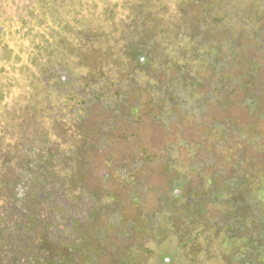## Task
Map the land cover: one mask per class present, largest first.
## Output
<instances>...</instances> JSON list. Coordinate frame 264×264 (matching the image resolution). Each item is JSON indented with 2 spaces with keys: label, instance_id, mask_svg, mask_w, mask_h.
I'll list each match as a JSON object with an SVG mask.
<instances>
[{
  "label": "rangeland",
  "instance_id": "obj_1",
  "mask_svg": "<svg viewBox=\"0 0 264 264\" xmlns=\"http://www.w3.org/2000/svg\"><path fill=\"white\" fill-rule=\"evenodd\" d=\"M0 264H264V0H0Z\"/></svg>",
  "mask_w": 264,
  "mask_h": 264
},
{
  "label": "trees",
  "instance_id": "obj_2",
  "mask_svg": "<svg viewBox=\"0 0 264 264\" xmlns=\"http://www.w3.org/2000/svg\"><path fill=\"white\" fill-rule=\"evenodd\" d=\"M164 7H165V3H164ZM180 7H182V6H180ZM180 10H182V8L180 9ZM203 19H207V17L206 16H203L202 17ZM188 20L190 19V18H187ZM189 23V22H188ZM141 65H143V64H141ZM15 191H16V193H18V194H21V192H22V187L20 186V185H18V187L15 189ZM219 196H223V193H218V194H215V196H211V201L212 202H216V200L218 199V197ZM214 197V199H212ZM232 198V197H231ZM231 202H232V199L230 200ZM232 206V208H234V205H231ZM241 209V208H240ZM180 219H182V218H178V219H176L175 220V223L177 224V225H180L179 227H177L176 228V232L178 233V234H180L181 235V233L185 230V228H184V224L183 223H181L180 222ZM180 229H183L181 232H180ZM185 233V232H184Z\"/></svg>",
  "mask_w": 264,
  "mask_h": 264
}]
</instances>
